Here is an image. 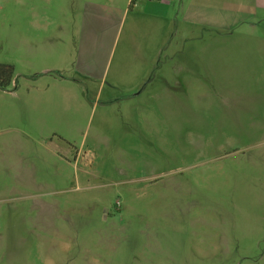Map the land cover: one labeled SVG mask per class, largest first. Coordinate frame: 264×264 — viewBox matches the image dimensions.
Segmentation results:
<instances>
[{
  "label": "rangeland",
  "instance_id": "obj_1",
  "mask_svg": "<svg viewBox=\"0 0 264 264\" xmlns=\"http://www.w3.org/2000/svg\"><path fill=\"white\" fill-rule=\"evenodd\" d=\"M17 9L0 0V264H264V20L171 23L135 90L122 46L149 19L129 10L105 75L62 88Z\"/></svg>",
  "mask_w": 264,
  "mask_h": 264
},
{
  "label": "crops",
  "instance_id": "obj_2",
  "mask_svg": "<svg viewBox=\"0 0 264 264\" xmlns=\"http://www.w3.org/2000/svg\"><path fill=\"white\" fill-rule=\"evenodd\" d=\"M17 7L27 15L26 22L33 29L25 32L20 28L25 23L17 9V46L27 50L40 48L48 56L44 71L54 72V79L62 88L78 77L98 80L105 75L111 49L120 34L122 16L129 10H143L149 19L146 36V25H139L140 20L132 18L122 46L124 55L136 59L128 65L131 87L135 90L142 87L152 71V58L146 56L167 51L171 23L177 28L175 35L189 38L206 27L216 35L232 36V28L264 20V0H16ZM169 14L175 16V22H168ZM178 20L186 24L183 30ZM151 22L153 32L149 30ZM39 29L42 33H34ZM124 65H116V70L126 71Z\"/></svg>",
  "mask_w": 264,
  "mask_h": 264
},
{
  "label": "trees",
  "instance_id": "obj_3",
  "mask_svg": "<svg viewBox=\"0 0 264 264\" xmlns=\"http://www.w3.org/2000/svg\"><path fill=\"white\" fill-rule=\"evenodd\" d=\"M13 75V66L6 63H0V87L5 88L11 82Z\"/></svg>",
  "mask_w": 264,
  "mask_h": 264
},
{
  "label": "flooded vegetation",
  "instance_id": "obj_4",
  "mask_svg": "<svg viewBox=\"0 0 264 264\" xmlns=\"http://www.w3.org/2000/svg\"><path fill=\"white\" fill-rule=\"evenodd\" d=\"M0 80H1V76H0Z\"/></svg>",
  "mask_w": 264,
  "mask_h": 264
}]
</instances>
